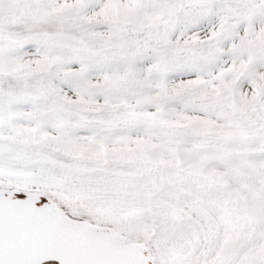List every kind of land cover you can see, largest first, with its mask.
Wrapping results in <instances>:
<instances>
[{"label": "snow or ice", "instance_id": "6c2138e0", "mask_svg": "<svg viewBox=\"0 0 264 264\" xmlns=\"http://www.w3.org/2000/svg\"><path fill=\"white\" fill-rule=\"evenodd\" d=\"M0 264H264V0H0Z\"/></svg>", "mask_w": 264, "mask_h": 264}]
</instances>
